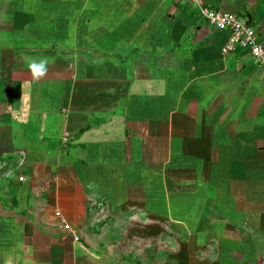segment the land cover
<instances>
[{"label": "crops", "instance_id": "1", "mask_svg": "<svg viewBox=\"0 0 264 264\" xmlns=\"http://www.w3.org/2000/svg\"><path fill=\"white\" fill-rule=\"evenodd\" d=\"M207 3L264 42V0ZM225 41L185 0H0V264H264V71Z\"/></svg>", "mask_w": 264, "mask_h": 264}, {"label": "built area", "instance_id": "2", "mask_svg": "<svg viewBox=\"0 0 264 264\" xmlns=\"http://www.w3.org/2000/svg\"><path fill=\"white\" fill-rule=\"evenodd\" d=\"M198 10L199 16L216 31H221L226 36L223 47L224 54H245L251 61L264 71V42L257 35L255 29L245 23L240 15L235 12L225 11L212 7L207 0H185ZM71 139V134L64 132L62 144L65 145ZM6 157L0 158V169L10 166ZM22 181V178H19ZM65 229L70 226L62 220ZM75 241L78 238L75 237Z\"/></svg>", "mask_w": 264, "mask_h": 264}, {"label": "clouds", "instance_id": "3", "mask_svg": "<svg viewBox=\"0 0 264 264\" xmlns=\"http://www.w3.org/2000/svg\"><path fill=\"white\" fill-rule=\"evenodd\" d=\"M46 63L47 62L45 60H41L39 63L32 62L30 64V68L32 70L33 75L43 76L46 71V68H45Z\"/></svg>", "mask_w": 264, "mask_h": 264}, {"label": "rangeland", "instance_id": "4", "mask_svg": "<svg viewBox=\"0 0 264 264\" xmlns=\"http://www.w3.org/2000/svg\"><path fill=\"white\" fill-rule=\"evenodd\" d=\"M71 138H72V137H71ZM171 253L174 254L175 252L172 251ZM172 254H170V256H171ZM179 259L182 260L181 257H180Z\"/></svg>", "mask_w": 264, "mask_h": 264}, {"label": "trees", "instance_id": "5", "mask_svg": "<svg viewBox=\"0 0 264 264\" xmlns=\"http://www.w3.org/2000/svg\"><path fill=\"white\" fill-rule=\"evenodd\" d=\"M0 158H2V157H0ZM6 158H7V160H8V159H10V157H9V156H7ZM8 161H9V160H8Z\"/></svg>", "mask_w": 264, "mask_h": 264}]
</instances>
